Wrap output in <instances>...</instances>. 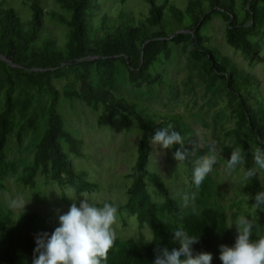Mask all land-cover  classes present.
<instances>
[{"label":"trees","instance_id":"trees-1","mask_svg":"<svg viewBox=\"0 0 264 264\" xmlns=\"http://www.w3.org/2000/svg\"><path fill=\"white\" fill-rule=\"evenodd\" d=\"M28 1L32 17L24 20L11 0H0V71L8 83L0 111V196L6 189V178L18 165L7 161L6 146L16 126L12 88L15 79H19L51 94L47 129L37 142L31 165L20 178L26 188L36 187L38 174L45 177L46 184L70 185L77 192L97 187V183L83 178L70 158L69 152L79 156L84 153L81 139L65 128L58 109L62 95L80 100L94 110L103 107L116 119L132 116L139 122L138 158L129 175L132 183L122 207L136 215L141 227L148 226L152 230L153 240L143 243L116 237L107 261L102 264H154L157 248L171 250L179 246L172 230L180 225L190 236L199 237V242L193 245L194 254L210 252L212 264H223L221 245L233 246L237 233L230 227L225 209L215 211L212 207L206 213L199 208L208 206L213 195L209 177L199 188L193 183L195 157L190 155L182 163L192 181L189 196L196 194V207L192 208L182 206V201L172 196L162 174L148 167L153 149L149 140L155 131L173 125L185 139L184 149L190 151L189 139L185 136L187 128L176 115L159 113L149 107H145L146 112L137 107V101L119 95L118 74L120 68L125 67L132 84H162L165 82L163 75L153 69L170 60L173 47L178 45L187 60L199 64L213 83L219 81L235 121L227 135L234 138L233 149L242 148L244 171L254 168L253 150H264V93L260 79L230 56L219 53L212 43L208 44L209 36L204 28L214 17H222L228 21V44L252 62H264V55L260 53L264 43V0H186L183 6L172 0H146L149 3L146 17L134 15L127 0H119L113 14L101 12L99 0H53L58 7L52 8L46 7L45 0ZM46 19L66 28L62 39ZM60 78L67 80L63 92L55 85V80ZM22 128L36 133L37 114H31ZM18 138L22 139L20 132ZM179 148L177 144L172 150L175 152ZM148 182L164 194V201L153 200ZM246 189L253 196L264 191L260 173L248 180ZM62 214L65 213L36 210L16 213L0 206V264H33L34 256L38 255L34 253L36 235L48 233L50 237L60 226ZM253 222L252 239H256V231L264 234V219Z\"/></svg>","mask_w":264,"mask_h":264},{"label":"rangeland","instance_id":"rangeland-1","mask_svg":"<svg viewBox=\"0 0 264 264\" xmlns=\"http://www.w3.org/2000/svg\"><path fill=\"white\" fill-rule=\"evenodd\" d=\"M101 12L110 14L117 11L119 0H99ZM183 6L186 0H172ZM24 20L32 17V11L28 0H11ZM129 9L136 16L149 15V3L146 0H127ZM47 8L57 6L53 0H45ZM58 7V6H57ZM46 22L62 39V32L66 28L46 19ZM173 26V25H172ZM228 21L220 16L213 18L211 23L204 28L209 36L208 44H213L221 54L228 55L240 67L257 75L264 93V62H252L241 51L228 44ZM264 55V43L260 50ZM118 74L119 86L117 93L137 101V107L148 112L149 107L166 115H176L181 118L183 126L187 128L185 136L189 139L187 144L190 151L193 149V134L199 130L205 141H215L218 163L208 174L212 186V198L208 206L199 207L206 213L212 209L217 211L225 209L228 214L229 224L237 233L234 222L240 215L250 219H264V209L253 206L255 196L246 188L248 180L245 179L244 163L234 170L226 167L234 146V138L227 132L234 127L235 121L227 107V96L220 89L219 81L213 83L210 75L203 72L199 64L188 61L181 52L180 47H173V56L165 60L162 65H156L153 70H158L165 82L153 85L143 83L135 85L129 82L127 70L121 67ZM67 80L60 78L55 80L57 88L63 92L66 89ZM8 88L6 78L0 71V111L2 110L5 94ZM16 109L15 131L10 135L7 150V161L17 162L16 170L11 171L5 181L6 189L0 196V206L9 207L12 199H22L25 208L12 209L19 213L23 210H36L44 213H66L73 202L84 199L72 186H59L56 182L45 183V177L37 176L35 188L24 187L20 178L26 174V168L32 163L37 142L47 129V107L51 100V94L40 91L28 85L24 80L15 79L12 88ZM36 100V101H35ZM31 102H34L32 105ZM31 104V105H30ZM27 105V106H26ZM152 106V107H151ZM155 108V109H154ZM59 112L63 116L65 128L75 137L81 139L83 156L69 152L75 169L84 179L97 183V187L86 192L95 203L112 201L118 208L117 221L113 225L115 236L121 239H135L138 242H147L153 239V232L148 227H141L136 215L129 213L124 206L128 199L127 189L132 183L129 176L138 158V147L141 137L139 122L132 116L116 119L104 108L94 110L84 102L77 99H69L64 95L58 105ZM33 113L37 114L38 131L22 128V124ZM18 132L22 139L18 138ZM65 150L68 151L67 145ZM241 150V147H237ZM205 147L197 152L198 155L207 153ZM172 148L163 150L159 145H153L149 169L162 174L166 184L174 195L182 201L185 194H189L192 181L186 171V167L173 158ZM264 185V173H260ZM205 178V179H206ZM148 188L153 200L157 203L164 201L165 196L148 182ZM60 192L61 195H59ZM70 193L75 200L69 198ZM69 201L67 202L64 198ZM251 201V203H250ZM190 205V206H189ZM188 207H196L195 200L189 199Z\"/></svg>","mask_w":264,"mask_h":264},{"label":"clouds","instance_id":"clouds-1","mask_svg":"<svg viewBox=\"0 0 264 264\" xmlns=\"http://www.w3.org/2000/svg\"><path fill=\"white\" fill-rule=\"evenodd\" d=\"M193 137V149L189 152L184 149V137L169 124L165 128L157 129L149 143L159 145L163 150L179 144L180 148L173 153V158L179 162L178 167L190 155L195 157L193 183L199 188L206 176L212 172L213 166L218 163L217 149L215 141H205L199 130L194 132ZM205 147L208 148L207 153L197 156V152ZM252 157L255 167L245 172L246 180H251L258 173H264V150L254 149ZM243 163L244 157L237 148L232 150L226 167L234 170ZM57 193L61 195L60 192ZM64 195L76 199L70 193ZM80 195L84 199L79 202V206L73 202L70 209L59 216L60 226L50 237L48 233L36 235L34 253L38 255L34 256L33 264H102L107 261L108 253L116 239L113 225L117 221L118 208L109 201H104L98 206L86 192H81ZM195 195L185 194L182 197V206L186 207L189 199L194 200ZM25 204L22 199H12L9 207L25 208ZM253 206L264 209V191L255 195ZM234 224L237 230L234 245H221L220 259L223 264H264V234L256 231L257 238L252 239L255 224L248 216L240 215ZM172 232L173 239L179 246L171 250L167 247L157 248L154 264H212L213 256L210 252L194 254L193 245L199 242V237L190 236L182 225Z\"/></svg>","mask_w":264,"mask_h":264},{"label":"built area","instance_id":"built-area-1","mask_svg":"<svg viewBox=\"0 0 264 264\" xmlns=\"http://www.w3.org/2000/svg\"><path fill=\"white\" fill-rule=\"evenodd\" d=\"M0 58H1V56H0Z\"/></svg>","mask_w":264,"mask_h":264}]
</instances>
